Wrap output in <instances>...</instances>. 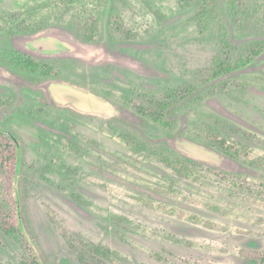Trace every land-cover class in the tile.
Wrapping results in <instances>:
<instances>
[{
	"label": "rangeland",
	"instance_id": "obj_1",
	"mask_svg": "<svg viewBox=\"0 0 264 264\" xmlns=\"http://www.w3.org/2000/svg\"><path fill=\"white\" fill-rule=\"evenodd\" d=\"M33 2L0 0V11ZM105 2L97 42L47 26L34 34L0 37V49L78 59L85 65L89 87L163 91L195 83L203 97H194L176 128L168 130L87 88L28 73L0 59V79L19 88L13 104L4 106L1 101L12 93L0 86V123L18 138L29 168L22 195L17 180L19 207H24L49 264H247L241 249L264 250V225L257 220L264 217V206L255 205L264 200V167L243 165L199 137L229 123L264 137V52L230 76L245 88L205 94L191 70L208 65L220 45L194 7L183 0ZM219 6L238 51L263 38L255 32L239 34L229 0H219ZM113 10L124 19L118 40L109 33ZM22 85L26 94L20 92ZM39 92L52 105L35 112ZM119 130L145 142L146 152L126 146L117 138ZM160 151H174L206 168H244L254 178L253 191H242L211 173L187 181L154 154ZM261 156L264 159V150ZM204 203L217 205L221 212ZM174 210L197 218H180ZM64 231L89 242L84 262L68 245ZM22 259L20 245L0 232V264H22Z\"/></svg>",
	"mask_w": 264,
	"mask_h": 264
},
{
	"label": "trees",
	"instance_id": "obj_2",
	"mask_svg": "<svg viewBox=\"0 0 264 264\" xmlns=\"http://www.w3.org/2000/svg\"><path fill=\"white\" fill-rule=\"evenodd\" d=\"M31 6H23L19 10L0 11V37H15L34 34L44 28L59 27L66 33L83 39L87 42H97L101 39L100 19L105 13V0H47L40 2L34 0ZM189 7H194L201 23L206 25L210 35L218 39L220 48L211 62L201 68L191 70V74L198 80L200 88L206 90L205 94L213 95L230 94L233 90L245 88V85L230 78L237 71L250 65L264 52V0H229V12L236 31L239 34L255 32L263 37L252 44L241 47L238 51L227 31V23L219 6V0H183ZM46 10H41V8ZM47 27V28H48ZM124 19L117 10L109 14V33L113 40H118L124 32ZM236 50V51H235ZM0 59L8 65L28 73L64 79L70 83L87 88L101 95L105 99L114 100L140 114L164 129L174 130L179 119L187 111L192 99H201L202 93H198L195 83H187L178 87L163 91H146L139 87L114 89L97 85H90L85 65L75 58L49 59L31 53L4 46L0 49ZM66 70L69 74L66 75ZM0 86L11 91V95H5L1 101L4 106L13 104L19 88L11 81L0 79ZM21 86L20 92L26 94ZM38 106L35 112L42 111L52 104L43 92L35 95ZM0 127L7 129L0 123ZM228 130L230 132H227ZM10 131V130H9ZM118 139L126 146L139 153H145L147 144L127 131L119 130ZM209 147L249 167H264V159L259 157L264 150V137L260 134L238 127L234 123L228 126H220L210 129L207 136L199 137ZM161 162L168 165L178 175L185 177L187 181H196L204 173L217 175L218 178L237 186L242 191L250 187L252 178L249 171L241 168L239 171H230L216 167L206 168L196 160L178 154L165 151L154 153ZM29 171L24 153L20 154L14 139L0 129V232L8 236L20 245L23 251L22 264H49L47 255L40 246L37 236L29 226V221L24 212V207H19L17 197V180L22 195V182L25 173ZM223 181V182H224ZM174 182V181H173ZM64 188V187H63ZM174 187L171 188L173 190ZM65 190V189H64ZM170 190V191H171ZM260 191V190H258ZM73 196L76 194L72 193ZM264 194V191L261 192ZM198 201V200H197ZM256 201V206H264V200ZM218 212L221 208L217 205L204 203ZM22 211V214L20 213ZM175 215L187 219H196L183 211L174 210ZM22 215L23 219L20 218ZM260 224L264 225V217L259 216ZM25 225V226H24ZM205 225L216 229L225 230L226 227L216 223L205 222ZM29 229L31 237L26 234ZM64 237L68 245L77 252L78 258L84 262L85 252L89 248V242L80 239L73 234L64 231ZM100 253V250H97ZM240 254L248 260L247 264H264V250L256 248H243ZM88 264H95L94 261Z\"/></svg>",
	"mask_w": 264,
	"mask_h": 264
},
{
	"label": "water",
	"instance_id": "obj_3",
	"mask_svg": "<svg viewBox=\"0 0 264 264\" xmlns=\"http://www.w3.org/2000/svg\"><path fill=\"white\" fill-rule=\"evenodd\" d=\"M0 129L4 130L6 133H8V134L14 139V141H15V143L17 144V147H18V149H19V153L21 154V152H22V151H21V144H20L18 138L15 137L10 131H8V130H6V129H3L2 127H0ZM18 199H19V201H20V197H19V196H18Z\"/></svg>",
	"mask_w": 264,
	"mask_h": 264
}]
</instances>
